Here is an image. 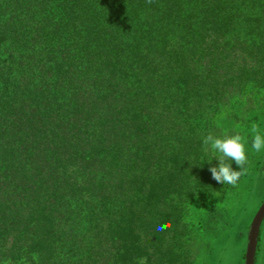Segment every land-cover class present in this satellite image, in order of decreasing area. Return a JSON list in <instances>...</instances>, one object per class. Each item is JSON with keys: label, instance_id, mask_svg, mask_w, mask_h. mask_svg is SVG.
<instances>
[{"label": "trees", "instance_id": "trees-1", "mask_svg": "<svg viewBox=\"0 0 264 264\" xmlns=\"http://www.w3.org/2000/svg\"><path fill=\"white\" fill-rule=\"evenodd\" d=\"M251 88L264 0H0V264H209Z\"/></svg>", "mask_w": 264, "mask_h": 264}, {"label": "rangeland", "instance_id": "rangeland-1", "mask_svg": "<svg viewBox=\"0 0 264 264\" xmlns=\"http://www.w3.org/2000/svg\"><path fill=\"white\" fill-rule=\"evenodd\" d=\"M250 101L238 112L241 119L264 118V91L257 92L255 88L249 91ZM262 126L264 122L262 121ZM250 127V126H249ZM251 151V150H250ZM253 161L249 164L251 174L247 182L237 187L231 193V200L223 199L221 196L214 197L215 207L222 209L227 206L229 209L227 221L218 230L203 235L210 241L215 242L214 252L209 264H245L246 252L249 241V231L252 222L264 203V153L252 151ZM228 198V197H227ZM219 199V200H218ZM210 197V204L194 201L190 204L187 217L193 219L197 224L203 220V214L208 205L213 202ZM227 201V205L225 202ZM229 201V202H228ZM201 231V226H197ZM203 259H198L195 264H203ZM254 264H264V219L260 226L258 242L256 246Z\"/></svg>", "mask_w": 264, "mask_h": 264}, {"label": "clouds", "instance_id": "clouds-1", "mask_svg": "<svg viewBox=\"0 0 264 264\" xmlns=\"http://www.w3.org/2000/svg\"><path fill=\"white\" fill-rule=\"evenodd\" d=\"M202 143L215 155L214 160L219 161L218 166L212 165L213 160L208 162L212 180L224 186H236L246 170L249 151L264 153V126L252 122L250 127L243 130V134L215 136L209 133L203 137ZM233 163L239 166L238 169L233 168ZM166 227L161 224L156 230L163 231Z\"/></svg>", "mask_w": 264, "mask_h": 264}, {"label": "water", "instance_id": "water-1", "mask_svg": "<svg viewBox=\"0 0 264 264\" xmlns=\"http://www.w3.org/2000/svg\"><path fill=\"white\" fill-rule=\"evenodd\" d=\"M263 219H264V203L257 212L250 227L245 264H254L255 262L256 246L258 242L260 226Z\"/></svg>", "mask_w": 264, "mask_h": 264}]
</instances>
